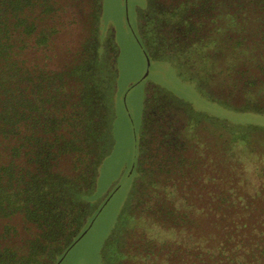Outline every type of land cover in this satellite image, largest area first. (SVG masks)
<instances>
[{
    "label": "trees",
    "instance_id": "trees-1",
    "mask_svg": "<svg viewBox=\"0 0 264 264\" xmlns=\"http://www.w3.org/2000/svg\"><path fill=\"white\" fill-rule=\"evenodd\" d=\"M146 2L136 38L150 60L180 77L185 60L226 103H259L264 0ZM102 16L103 0H0V264H62L107 201L95 194L115 144L119 48L112 30L101 48ZM157 88L102 264H264V185L224 176L220 154L197 151L186 101Z\"/></svg>",
    "mask_w": 264,
    "mask_h": 264
},
{
    "label": "rangeland",
    "instance_id": "rangeland-1",
    "mask_svg": "<svg viewBox=\"0 0 264 264\" xmlns=\"http://www.w3.org/2000/svg\"><path fill=\"white\" fill-rule=\"evenodd\" d=\"M137 3L141 9L149 7L146 0H103L101 48H107L106 40L111 30L119 48L113 129L115 144L100 166L95 194L97 201L105 198L107 201L100 208L87 233L68 251L62 264H102L104 247L131 195L145 102L154 87H158L155 89L156 96L163 95L166 91L186 101L188 114L195 119L196 126L192 130L194 134L191 131V136L197 151L220 154L224 161L221 168L224 176L225 172L228 177L233 175L230 169L237 168L244 174L243 181H248L252 190H259L264 185V113L260 111H264V94H257L259 103H249L247 107L258 110L261 114L244 112L247 101L242 94L234 96L230 103H226L225 96L229 90L224 89L225 94H215L205 78L206 75L203 76L192 66L189 67L184 58L179 57L184 60L181 61L182 64L187 66L181 67V77L172 64L150 60L136 38L137 28L142 30L141 22L145 20V17L141 18L143 13L138 12L139 7L138 11L136 9ZM147 29H151V25ZM76 33L78 34L72 32L66 37L69 40L73 37L78 44L81 39L79 29ZM62 58L64 59V55ZM253 73L259 71L255 70ZM221 104L231 105L238 114L228 115L227 109ZM193 107L195 111L192 112ZM218 114L221 116H217ZM185 117L188 118L186 115ZM236 135L237 149L229 142ZM238 171H234L235 178L239 177ZM245 183L244 181V186ZM261 191L264 194V188Z\"/></svg>",
    "mask_w": 264,
    "mask_h": 264
},
{
    "label": "water",
    "instance_id": "water-1",
    "mask_svg": "<svg viewBox=\"0 0 264 264\" xmlns=\"http://www.w3.org/2000/svg\"><path fill=\"white\" fill-rule=\"evenodd\" d=\"M149 62H150V60H149ZM111 151H112V150L109 151V154L111 153ZM86 233H87V230H86V231H85V232L79 237L78 240H80V239H81Z\"/></svg>",
    "mask_w": 264,
    "mask_h": 264
},
{
    "label": "flooded vegetation",
    "instance_id": "flooded-vegetation-1",
    "mask_svg": "<svg viewBox=\"0 0 264 264\" xmlns=\"http://www.w3.org/2000/svg\"><path fill=\"white\" fill-rule=\"evenodd\" d=\"M147 1V0H146Z\"/></svg>",
    "mask_w": 264,
    "mask_h": 264
}]
</instances>
